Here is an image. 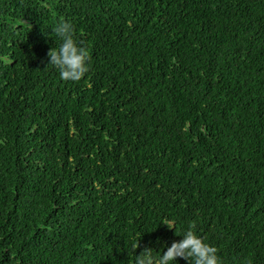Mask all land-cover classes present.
<instances>
[{
    "label": "trees",
    "instance_id": "obj_1",
    "mask_svg": "<svg viewBox=\"0 0 264 264\" xmlns=\"http://www.w3.org/2000/svg\"><path fill=\"white\" fill-rule=\"evenodd\" d=\"M63 20L79 81L48 65ZM189 227L264 264V0H0V264H133Z\"/></svg>",
    "mask_w": 264,
    "mask_h": 264
},
{
    "label": "clouds",
    "instance_id": "obj_2",
    "mask_svg": "<svg viewBox=\"0 0 264 264\" xmlns=\"http://www.w3.org/2000/svg\"><path fill=\"white\" fill-rule=\"evenodd\" d=\"M54 32L59 44L50 48L48 65L57 69L62 79L79 81L90 69L88 52L75 38V29L67 20L58 21ZM163 224L169 228L175 226L176 231L175 222H171V226ZM179 236L181 239L173 240L170 245H162V251H156L158 256L153 254L152 247L143 248L139 254H134L133 264H179L178 258H183L187 264H222L218 249L197 235L193 227L185 229ZM138 245L139 239L134 245V253Z\"/></svg>",
    "mask_w": 264,
    "mask_h": 264
}]
</instances>
